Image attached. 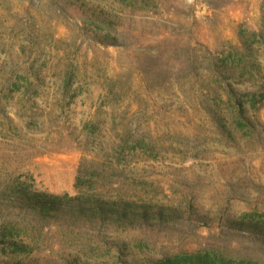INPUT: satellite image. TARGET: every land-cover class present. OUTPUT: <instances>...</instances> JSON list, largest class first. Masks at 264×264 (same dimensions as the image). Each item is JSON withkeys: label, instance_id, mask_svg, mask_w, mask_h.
Wrapping results in <instances>:
<instances>
[{"label": "rangeland", "instance_id": "rangeland-1", "mask_svg": "<svg viewBox=\"0 0 264 264\" xmlns=\"http://www.w3.org/2000/svg\"><path fill=\"white\" fill-rule=\"evenodd\" d=\"M35 191L179 216L74 223ZM245 217L264 224V0H0V264H264Z\"/></svg>", "mask_w": 264, "mask_h": 264}, {"label": "trees", "instance_id": "trees-1", "mask_svg": "<svg viewBox=\"0 0 264 264\" xmlns=\"http://www.w3.org/2000/svg\"><path fill=\"white\" fill-rule=\"evenodd\" d=\"M81 179L77 177L78 186ZM25 203L40 211L43 216L63 218L66 221L77 223L81 220L97 221L102 224L117 222L123 227H135L148 224L152 220L159 222H171L179 216L178 211H165L161 205L124 199L110 200L103 196L85 197L69 194H51L42 191H35L33 194H26ZM232 227L238 230L249 232L250 235L264 240V224L260 221L248 219L232 221ZM9 248L13 252L26 251V246L15 241H9ZM14 264H21L22 260L13 261Z\"/></svg>", "mask_w": 264, "mask_h": 264}]
</instances>
